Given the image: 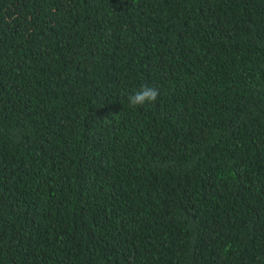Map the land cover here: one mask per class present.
<instances>
[{"label":"trees","instance_id":"16d2710c","mask_svg":"<svg viewBox=\"0 0 264 264\" xmlns=\"http://www.w3.org/2000/svg\"><path fill=\"white\" fill-rule=\"evenodd\" d=\"M0 264H264V0H0Z\"/></svg>","mask_w":264,"mask_h":264},{"label":"clouds","instance_id":"9594fccd","mask_svg":"<svg viewBox=\"0 0 264 264\" xmlns=\"http://www.w3.org/2000/svg\"><path fill=\"white\" fill-rule=\"evenodd\" d=\"M160 95L159 89L148 83H142L137 90L131 91L126 96V103L130 110L153 105Z\"/></svg>","mask_w":264,"mask_h":264}]
</instances>
